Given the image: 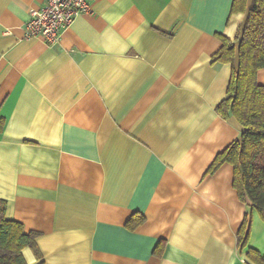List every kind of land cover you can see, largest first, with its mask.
<instances>
[{
  "label": "crops",
  "instance_id": "1",
  "mask_svg": "<svg viewBox=\"0 0 264 264\" xmlns=\"http://www.w3.org/2000/svg\"><path fill=\"white\" fill-rule=\"evenodd\" d=\"M45 1L0 0V197L37 232L27 264H255L264 220L232 163L209 171L242 131L218 110L238 56L213 59L252 0H90L54 45L24 36Z\"/></svg>",
  "mask_w": 264,
  "mask_h": 264
},
{
  "label": "trees",
  "instance_id": "2",
  "mask_svg": "<svg viewBox=\"0 0 264 264\" xmlns=\"http://www.w3.org/2000/svg\"><path fill=\"white\" fill-rule=\"evenodd\" d=\"M247 0H234L232 11L245 10ZM222 46L214 62L234 63L227 96L218 110L227 118L234 117L242 126L240 138L221 151L210 166L215 171L222 163L234 165L233 185L241 200H248L264 220V84L258 81V71L264 68V0H252L246 22L235 40L220 35ZM238 42L236 43V41ZM3 120H0V129ZM8 202L0 197V264H27L24 248L40 251L37 232L26 231L22 222L6 217ZM144 216L136 214L130 224L137 226ZM250 218L246 215L238 234L242 248L248 245ZM247 257L255 264H264V255L249 247Z\"/></svg>",
  "mask_w": 264,
  "mask_h": 264
},
{
  "label": "built area",
  "instance_id": "3",
  "mask_svg": "<svg viewBox=\"0 0 264 264\" xmlns=\"http://www.w3.org/2000/svg\"><path fill=\"white\" fill-rule=\"evenodd\" d=\"M91 9L90 0H46L41 7L30 9L24 36L41 38L49 45L57 44L75 19Z\"/></svg>",
  "mask_w": 264,
  "mask_h": 264
}]
</instances>
